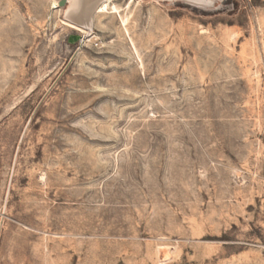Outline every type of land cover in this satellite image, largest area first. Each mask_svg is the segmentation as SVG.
<instances>
[{
    "label": "rangeland",
    "instance_id": "1",
    "mask_svg": "<svg viewBox=\"0 0 264 264\" xmlns=\"http://www.w3.org/2000/svg\"><path fill=\"white\" fill-rule=\"evenodd\" d=\"M59 1L0 0V264H264V0Z\"/></svg>",
    "mask_w": 264,
    "mask_h": 264
},
{
    "label": "water",
    "instance_id": "2",
    "mask_svg": "<svg viewBox=\"0 0 264 264\" xmlns=\"http://www.w3.org/2000/svg\"><path fill=\"white\" fill-rule=\"evenodd\" d=\"M106 0H60V7H64V19L88 32L86 34H72L70 43L82 42L92 36L94 29L93 17L98 7ZM163 3H183L204 10H213L220 0H156Z\"/></svg>",
    "mask_w": 264,
    "mask_h": 264
},
{
    "label": "bare ground",
    "instance_id": "3",
    "mask_svg": "<svg viewBox=\"0 0 264 264\" xmlns=\"http://www.w3.org/2000/svg\"><path fill=\"white\" fill-rule=\"evenodd\" d=\"M115 0H106L104 1L99 7H98V10H97V14H100V13H103V12H110V13H120L121 10L120 8L116 5V4H113ZM64 24H66L68 27L72 28V29H75V30H78L81 34H86L88 31L85 30L84 28H81L73 23H70L68 21H65L63 20ZM127 19H122V25L123 27L125 28L127 34L129 35V38L131 40V43L134 45V41L133 39H131V36H130V32H129V29L127 28ZM92 36L89 37L87 40H82V42L84 43H87L89 42L90 40H92Z\"/></svg>",
    "mask_w": 264,
    "mask_h": 264
}]
</instances>
